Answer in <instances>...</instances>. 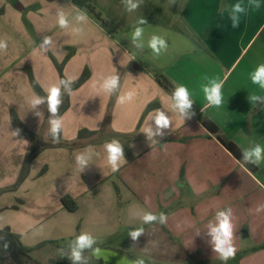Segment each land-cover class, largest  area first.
<instances>
[{
  "label": "crops",
  "instance_id": "1",
  "mask_svg": "<svg viewBox=\"0 0 264 264\" xmlns=\"http://www.w3.org/2000/svg\"><path fill=\"white\" fill-rule=\"evenodd\" d=\"M93 2L104 24L73 0H0V39L8 43L7 51L0 53V113L8 120L10 140L0 143V158L7 153L9 186L17 182L31 148L29 137L12 135L11 110L33 133L43 131L49 114L46 103L35 110L40 116L31 108L37 94L29 68L44 91L53 84L62 89L55 61L62 64L73 50L64 66L65 77L74 82L85 69L91 74L70 95V107L61 116L62 139L75 141L82 130L96 132L75 149L49 148L33 161L27 179L6 195L4 208L6 199L0 196V229L9 227L21 241H31L34 249L39 243L33 240L64 246L81 232L91 233L96 241L119 234L121 242L125 226L143 227L141 242L158 240L176 247L180 239L187 256L201 250L199 259L207 260L211 253L207 245L214 244L209 224L216 223L215 213L227 203L234 214L236 264H264V211L256 212L264 204V161L256 172L249 170L202 123L211 120L242 150L264 146V107L248 99L264 95L251 80L264 64V0H259L258 9L249 0H143L131 13L122 0ZM236 3L245 12L238 14L239 24L233 27L230 12ZM60 9L69 19L67 29L57 23ZM80 13L87 21L76 22ZM141 17L147 23L139 25L144 28V48L138 49L132 33ZM77 28L79 32L74 31ZM152 35L168 43L158 57L147 46ZM45 37L52 38L46 52L40 48ZM112 74L120 76V88L110 95L101 85ZM159 79L189 89L195 102L192 118L182 121L170 110L171 93ZM213 80L223 82L219 108L206 106L202 90ZM128 91L134 93L133 100L118 104L117 97ZM157 108L168 111L173 129L150 142L142 130L151 125L155 131L154 121L147 118ZM48 130L47 134L50 126ZM113 138L131 153V158L124 153L126 162L116 172L107 164L103 148ZM85 150L94 155L81 173L75 157ZM67 195L76 200V212L64 208L62 198ZM144 211L163 212L167 222L144 224L138 215ZM99 248L109 256L99 260L102 264H131L125 256ZM86 258L98 260L92 252Z\"/></svg>",
  "mask_w": 264,
  "mask_h": 264
},
{
  "label": "clouds",
  "instance_id": "2",
  "mask_svg": "<svg viewBox=\"0 0 264 264\" xmlns=\"http://www.w3.org/2000/svg\"><path fill=\"white\" fill-rule=\"evenodd\" d=\"M125 5L126 11L129 13L137 10L140 5L143 3V0H122ZM250 5L255 8L260 7L259 0H249ZM245 12V7L241 3H236L232 6L230 12V18L232 19V26L236 27L239 24V15ZM56 19L61 29H67L69 27V19L67 14L63 9L57 11ZM88 17L84 13H80L75 17L77 23L87 21ZM147 21L141 17L137 20V25L134 28L132 33V42L138 49H143L144 44L142 43V38L144 35V28L139 25H144ZM74 31L79 32L80 29H74ZM52 43L51 37H45L43 42L40 45V48L43 51H47V46ZM147 46L152 50L155 56H159L162 51H166L168 47V43L166 39L159 35H152L147 42ZM8 49V43L4 39H0V53H5ZM251 80L253 84L259 85L260 89L264 90V64L259 67V70L255 73L251 74ZM68 79H61V83L65 84V89L68 91L69 95H71L72 90L68 87L70 83ZM102 89L108 94H112L118 88H120V76L118 74H112L104 78L103 83L101 85ZM222 87L223 82H218L217 80H213L209 86H202V90L207 101V107H217L219 108L223 103V95H222ZM46 96L41 97L39 95H35L31 101L30 105L32 110L35 112V115L40 116L41 113L35 111L37 107L42 103H47L48 111L51 114L50 119L48 121L50 126V133L53 137V142L58 143L60 139V135L63 128V119L61 116H58V109L63 103L62 96L63 91L60 86L53 84L45 89ZM134 98V93L132 91H128L117 97L118 104H125L131 102ZM249 101L253 105H260L264 107V95H256L253 94L248 97ZM171 104L170 110L179 116L182 121L185 119H190L195 115L193 110L194 100L191 98V93L189 89L180 85L174 88L170 96ZM203 111V109H201ZM154 113V115H153ZM147 119H152L155 125V131H153V127L151 125L144 127L143 132L147 136L150 142H156L155 137L164 136V130L173 129V120L171 116L168 114V111H165L161 108L154 109L149 113ZM20 129H16L12 131L13 136L20 135ZM27 143V141H26ZM104 152L106 153V161L110 166L112 172L119 171L121 165L126 162L124 156V147L122 143L118 139H111L110 141H106L103 145ZM93 152L85 150L80 152L75 157L76 167L79 172H84L85 168L89 166V164L93 160ZM243 164L252 163L256 166H259L262 161H264V146L260 144H256L250 150H243ZM264 211V204H260L256 207V212L260 213ZM139 219L142 220L144 224H152L154 222H159L160 224H165L167 222V215L163 212L154 214L152 212L144 211L139 213ZM215 224H209V234L213 237L214 242V251L218 254L219 259L227 264L229 259H234L236 256L237 249L234 245V214L231 207H227L225 209L219 210L215 213ZM144 234L143 227L133 229L129 231L128 235L131 237L133 241H136L141 235ZM3 237H0V240H3ZM97 243L95 237L89 232H81L71 243V253L68 256V259L72 261V264H88L87 258L84 256L85 250H91L92 255L100 260L103 259L105 261L108 260L109 256L105 255L101 248L94 247ZM4 249L6 250L8 247V243L5 242L3 244ZM61 254L63 255L62 251ZM126 258H122L124 260ZM131 264H145L143 259H136L131 262Z\"/></svg>",
  "mask_w": 264,
  "mask_h": 264
},
{
  "label": "trees",
  "instance_id": "3",
  "mask_svg": "<svg viewBox=\"0 0 264 264\" xmlns=\"http://www.w3.org/2000/svg\"><path fill=\"white\" fill-rule=\"evenodd\" d=\"M74 4L80 8L81 10H85L87 14L94 19L97 23L99 24H104V19L99 13L96 8L91 4L92 0H73ZM74 55V51L71 50L65 59V61L62 64H59L55 61L57 69L60 73V79H67L64 75V66L67 63V61ZM90 70L85 69L81 77L70 83L68 87L74 91L78 88H80L83 84L87 82V80L90 78ZM28 76L29 80L31 83V86L35 93L41 97L46 96L45 91L41 87V85L38 83L36 80L32 70L29 68L28 69ZM160 83L167 89L169 90L170 93L174 90V87L167 82L165 79H159ZM62 86V91H63V96H62V101L63 103L58 109V116H62L70 107V95L68 91L64 90L65 89V84L61 83ZM47 104V103H46ZM153 107L150 106L147 109V112H149ZM146 112V113H147ZM11 123L13 128L20 129V138L24 137H29L31 139V148L27 155L25 156L23 166L21 168L20 175L18 177L17 182L10 187V191H16L22 184L23 182L27 179L29 176L31 166L33 161L46 149L49 148H57V147H62V148H68V149H75L78 146V143H80V140H83L87 137L94 136L96 132L89 131V130H82L79 133V137L75 141H65L62 139V133L60 135L59 142H53V137L51 133L47 134V136H44L42 133H33L31 132L21 121L17 111L15 109L11 110ZM203 125L205 128L213 135L217 137V139L221 142V144L237 159L243 164V155H242V149H240L235 143H233L231 140L227 139L224 137L218 128V126L213 123L209 119H204L202 121ZM124 147V153L128 158H131V153L128 149V147ZM246 168L249 170L256 172L257 167L256 165L252 163H247L246 165L243 164ZM46 172V169H44L41 173L44 174ZM1 195V194H0ZM120 199V195H119ZM62 204L64 208L69 211V212H76L78 210V204L75 199H73L71 196L67 195L62 198ZM1 212V210H0ZM0 237H3V240H0V264H2V261L5 259L9 260L11 264H44L43 262L39 261L38 259H34L32 256V252L39 250L41 248H44L47 243H41L39 244L36 248L34 249H26L22 242H21V237L14 233L9 227L0 229ZM7 242L8 247L5 250L3 247V244ZM55 264V263H54ZM57 264H72V261L68 259V257L63 256L60 257ZM88 264H102V261L99 260H90L88 261Z\"/></svg>",
  "mask_w": 264,
  "mask_h": 264
},
{
  "label": "rangeland",
  "instance_id": "4",
  "mask_svg": "<svg viewBox=\"0 0 264 264\" xmlns=\"http://www.w3.org/2000/svg\"><path fill=\"white\" fill-rule=\"evenodd\" d=\"M94 0H92V5L94 6ZM51 114L49 113L46 118V123L44 126L43 131L41 132L44 136H47L48 129H49V119ZM8 125V120L2 116L0 113V143H10L8 139L9 135L7 132L6 126ZM109 135V134H108ZM110 136V135H109ZM101 138L103 136L101 135ZM11 169V165L9 164L7 153H5L0 158V196L5 197L2 206H6L5 203L8 199L6 196L10 192V186L8 183V175ZM227 207V203L225 208ZM10 210H4L5 215L9 214ZM135 228L125 226L123 228V235L122 240L118 241L119 234H113L110 239H105L103 241H97L94 247H103L107 250L113 251L115 253H119L127 258L129 261H134L136 259H143L145 264H224L218 256V254L214 251V244L207 245L210 249V258L207 260H200V256L203 255V252L199 250L192 254L191 258L185 254V250L182 244V240H178L176 247H171V245H167L165 243H157L158 240H155L156 243H143L141 240L137 239L133 241L131 237L128 235L129 231ZM244 235V232L242 233ZM35 238H38L37 236ZM27 239H23L22 244L26 249H31L32 245L31 241H26ZM126 240V241H125ZM36 243H44L39 241V239L33 240ZM51 243L47 244L44 248L39 249V252L34 251L32 252V256L34 259H38L39 261L43 262L44 264H57L60 257L69 256L70 249H71V242H67L64 246H59V243L50 241ZM46 243V242H45ZM38 244V245H39ZM36 245L35 247H37ZM235 245V244H234ZM246 243L244 242L241 245L243 249L246 247ZM236 247V245H235ZM61 251L63 255L61 254ZM91 255V250H85L84 256L88 257ZM217 256V257H215ZM239 257L235 256L234 259H229L227 263L236 264L239 262ZM2 264H11L9 260L5 259L2 261Z\"/></svg>",
  "mask_w": 264,
  "mask_h": 264
}]
</instances>
